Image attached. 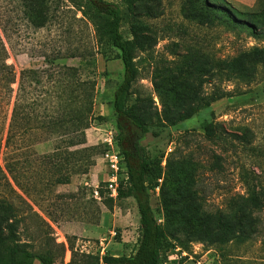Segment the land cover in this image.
I'll use <instances>...</instances> for the list:
<instances>
[{
  "label": "rangeland",
  "instance_id": "1",
  "mask_svg": "<svg viewBox=\"0 0 264 264\" xmlns=\"http://www.w3.org/2000/svg\"><path fill=\"white\" fill-rule=\"evenodd\" d=\"M106 1L125 12L132 7L150 26L136 51L140 73L128 106L149 125L141 143L162 161L164 175L150 191V203L171 244L168 264H264V0ZM69 8L74 9L69 2L62 5L51 28H31L21 15L15 30L10 27L4 41L7 62L17 72L14 89L23 69L44 66L43 50L84 44L87 38L95 43L92 25L75 21ZM122 30L132 38L127 22ZM115 56L110 49L95 60H57L97 79L96 119L79 137L46 140L36 133L12 147L19 170L29 171L20 178L29 193L6 174L12 104L0 98V199L20 206L22 196L50 227L38 229L37 222L22 219L16 210H0V222L13 224L19 243L36 255L52 250L54 264H68L72 248L100 257L131 256L138 249L135 198L114 199L112 209L106 203L112 198L107 189L111 171L103 151L118 149L109 140L118 134L113 102L124 77V64ZM213 95L223 97L207 103ZM207 125L216 132L213 138ZM90 146H101L102 152L87 173H73L70 182L58 185L45 176L39 157ZM28 151L31 170L23 167L27 157L22 152ZM125 177L122 162L119 185ZM99 186L103 195L99 191L96 198ZM34 264L43 263L36 259Z\"/></svg>",
  "mask_w": 264,
  "mask_h": 264
},
{
  "label": "trees",
  "instance_id": "2",
  "mask_svg": "<svg viewBox=\"0 0 264 264\" xmlns=\"http://www.w3.org/2000/svg\"><path fill=\"white\" fill-rule=\"evenodd\" d=\"M66 2L74 8L69 10L73 12L75 21L83 23L87 28L92 25L95 43L87 38L84 39V44L71 43L65 49L43 50L44 66L23 69L18 86L14 89L13 85L18 77L15 67L7 62L8 50L4 36H8L10 27L11 31L15 30L17 17L20 15L31 28H51L56 15ZM128 8L129 11L125 12L119 4L106 0H11L9 4L0 0V98L7 105L12 104L6 137V148L11 151L5 158V168L6 174L10 175L24 193H29V188L23 187L20 178L29 171L25 168L19 170L12 147L18 142L24 145L28 137L36 133L45 136L46 140L79 137L96 119L97 79L84 77L80 67L59 63L57 60H95L97 54L107 53V50L111 49L116 52L115 59L124 64V77L117 85L113 102L118 114V134L114 137V142L122 155L127 174V179L120 181L118 198L133 197L138 204V249L131 256L100 257L94 254H79L72 248V258L68 264H166L168 259L165 254L171 244L150 203V191L156 189L158 181L164 175L162 161L153 159L141 143L150 133L149 125L128 106L132 85L140 73L136 51L140 46L141 35L150 31V26L132 7ZM78 12L81 13L80 17H77ZM7 22L11 23V26L7 25ZM125 22L129 24L132 38L123 33ZM222 97L213 95L207 103ZM206 132L212 138L216 134L211 125L206 126ZM101 150V146H90L75 152L56 150L39 158L44 164L45 176L58 185L70 182L73 173H87L95 164L93 157L101 153ZM107 151H103V154ZM22 155L27 157L23 160V167L31 170L30 151L22 152ZM6 174L3 172L7 178ZM98 190L103 195L100 186ZM21 199L20 206L0 199V210L22 211L21 218L34 220L38 223V229L46 225L50 227L28 201L22 196ZM114 202L113 198H108L107 207L112 209ZM46 214L54 221L51 212L47 211ZM36 259L43 264H54L57 256L50 249L45 254L36 255L19 243L13 224L6 227L0 222V264H34Z\"/></svg>",
  "mask_w": 264,
  "mask_h": 264
},
{
  "label": "built area",
  "instance_id": "3",
  "mask_svg": "<svg viewBox=\"0 0 264 264\" xmlns=\"http://www.w3.org/2000/svg\"><path fill=\"white\" fill-rule=\"evenodd\" d=\"M113 138L109 140V145L113 147ZM105 159H107L108 165H109V169L111 171V174L109 175V178L107 180V189L109 190V195L113 198V199H117L118 198V193H119V175L121 173V163H122V155L119 151V149H111L108 150L105 154H104ZM124 179H127V174L126 177ZM161 180V179H160ZM99 188V187H98ZM98 188H96L94 190V194L96 198H100L99 197V190ZM172 259V256H169V260ZM171 261V260H170ZM166 264H168V262H166Z\"/></svg>",
  "mask_w": 264,
  "mask_h": 264
},
{
  "label": "crops",
  "instance_id": "4",
  "mask_svg": "<svg viewBox=\"0 0 264 264\" xmlns=\"http://www.w3.org/2000/svg\"><path fill=\"white\" fill-rule=\"evenodd\" d=\"M241 3H245V4H250L252 3L253 1H250V0H240Z\"/></svg>",
  "mask_w": 264,
  "mask_h": 264
}]
</instances>
